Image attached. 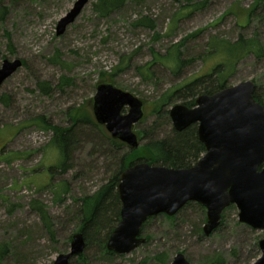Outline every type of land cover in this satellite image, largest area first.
Instances as JSON below:
<instances>
[{
  "label": "rangeland",
  "instance_id": "rangeland-1",
  "mask_svg": "<svg viewBox=\"0 0 264 264\" xmlns=\"http://www.w3.org/2000/svg\"><path fill=\"white\" fill-rule=\"evenodd\" d=\"M76 1L0 0V10L5 11L0 21V67L4 60L24 63L0 86V248L7 250L0 264H53L67 254L79 230L80 200L108 182L117 156L107 153L111 150L104 134L110 135L102 126L76 127L79 141L67 170L54 171L52 177L50 167L56 168L63 158L55 146L50 148L51 130L42 128L70 127L68 110L78 107L95 122L92 102L98 85L111 84L143 102L144 118L134 127L141 133L140 147L171 131L170 119L155 115V102L220 63V55L205 57L208 42L256 37L262 56L251 54L236 64L226 87L252 81L264 101V3L250 14L256 0H123L120 10L100 18L93 11L97 0H90L57 36L59 20ZM140 20L145 25H137ZM176 44L185 62L178 75L166 61ZM155 58L161 59L150 66V78L138 71ZM41 82L49 84L48 95L41 91ZM184 101L176 95L165 110ZM61 182L67 183L68 192L57 203L51 186ZM32 200L45 206L52 234L31 210ZM237 216L236 208L228 207L221 225L205 237L206 210L191 203L172 220L165 215L150 219L141 232L145 243L122 258L101 255L91 245L84 252L86 264H156L154 258L164 253L167 264L177 254L189 264H253L260 257L258 242L264 233L239 223ZM77 258L69 264H80Z\"/></svg>",
  "mask_w": 264,
  "mask_h": 264
},
{
  "label": "water",
  "instance_id": "water-1",
  "mask_svg": "<svg viewBox=\"0 0 264 264\" xmlns=\"http://www.w3.org/2000/svg\"><path fill=\"white\" fill-rule=\"evenodd\" d=\"M90 0H77L59 20L57 36L79 16ZM22 67V61L4 60L0 86ZM255 84L245 81L212 95H200L194 107L182 104L169 110L175 131L192 125L205 153L190 168L136 163L119 178L117 194L120 220L109 235L106 250L127 255L145 243L142 225L148 218L173 217L188 203L206 210L202 231L209 237L220 226L222 213L230 206L238 211V222L264 233V107L254 99ZM126 111V114L122 112ZM97 125L130 149L139 146L134 127L144 118L143 102L111 84H100L92 102ZM85 248L79 232L70 239V250L53 264H69ZM260 257L253 264H264V238L258 242ZM170 264H189L177 254Z\"/></svg>",
  "mask_w": 264,
  "mask_h": 264
},
{
  "label": "trees",
  "instance_id": "trees-1",
  "mask_svg": "<svg viewBox=\"0 0 264 264\" xmlns=\"http://www.w3.org/2000/svg\"><path fill=\"white\" fill-rule=\"evenodd\" d=\"M123 3V0H97L93 5V11L98 17L106 18L110 14L120 10ZM261 3H264V0H256L252 10L249 11L250 14H252L256 6ZM4 15L5 11L0 10V21L3 20ZM178 15L182 16L183 14ZM179 16L174 19L175 22L178 21ZM249 21L250 19H246L245 25H248ZM143 23L144 22L140 20L137 22V25H145ZM148 27L152 29L153 25L150 24ZM174 27L175 24L173 23V27H170V32ZM207 44L205 57L212 54L220 55V63H217L214 68L206 74L196 77L178 88H172L165 92L154 104L155 115L158 119L164 120L167 118L168 120L169 112L166 111L165 108L176 95H182L185 99L182 105L192 108L194 107L196 97L203 94L212 95L227 88V82L234 73L236 64L244 58L251 54L257 58L262 56V47L256 37L244 38L243 36H239L233 43L212 39ZM179 47L180 44L174 45L172 50L168 52V57H166V61H171V69L176 75L180 73L185 63L181 60L180 53L178 52ZM160 59L155 58L153 63L138 68V71H143L142 74L150 78V66L154 63H158ZM39 86L45 95L49 94L50 87L48 83L41 82ZM253 96L254 99L264 107V101L257 93L256 86ZM68 117L71 121V126L68 128L55 127L49 124L42 126L43 129L51 130L52 132V137L49 142L50 148L55 146L54 149L63 158V162L57 164L56 168L50 167L49 171L51 177L54 171L58 170L60 174L66 172L71 153L79 141L77 137L79 131H77L78 129H76V127L91 126L93 128H100L99 125L91 119L89 112L84 107L69 109ZM136 135L138 139L139 137L141 138V133ZM105 137L109 145L108 150H111V152L107 153L110 155H112L111 153H116L117 157H115V155L113 156L114 162L111 165V176L108 182L102 185L93 194L87 195L80 200V208L78 210L80 224L78 232L83 235L85 241L83 254L77 258L80 264H86L84 252L91 245H94L101 255L103 254L109 258H122V255L117 256L112 252H108L105 246L109 235L114 230L112 225L114 222L118 223L120 220L121 204L117 194V187L120 181V175L125 169L136 163H147L149 165L165 166L169 168H190L195 165L205 153V149L197 137L196 125H192L181 132L175 131L172 127L170 133L165 138H150L147 143L137 149H128L123 143L113 140L104 134V138ZM4 162L7 164L10 163V159L5 158ZM51 190L54 201L60 203L68 192L67 183H55L51 186ZM190 204L191 203H188L185 206ZM30 208L38 215L45 230L52 234V224L45 206L37 200H32L30 202ZM152 218L153 217L148 218L142 225V228H144L145 224ZM166 218L168 220L173 219V217L169 218L168 216H166ZM6 253L7 250L5 248H0V257ZM154 260L156 264H167L168 257L165 253L159 254ZM142 263L144 264L145 262Z\"/></svg>",
  "mask_w": 264,
  "mask_h": 264
},
{
  "label": "flooded vegetation",
  "instance_id": "flooded-vegetation-1",
  "mask_svg": "<svg viewBox=\"0 0 264 264\" xmlns=\"http://www.w3.org/2000/svg\"><path fill=\"white\" fill-rule=\"evenodd\" d=\"M22 66H23V62H22Z\"/></svg>",
  "mask_w": 264,
  "mask_h": 264
}]
</instances>
